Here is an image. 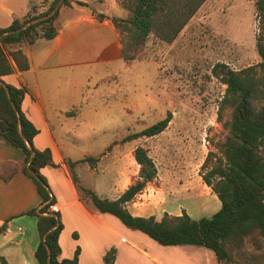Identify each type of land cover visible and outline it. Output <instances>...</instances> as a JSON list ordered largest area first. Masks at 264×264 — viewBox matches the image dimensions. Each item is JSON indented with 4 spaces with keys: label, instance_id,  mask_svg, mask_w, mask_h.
Segmentation results:
<instances>
[{
    "label": "trees",
    "instance_id": "obj_1",
    "mask_svg": "<svg viewBox=\"0 0 264 264\" xmlns=\"http://www.w3.org/2000/svg\"><path fill=\"white\" fill-rule=\"evenodd\" d=\"M60 0L46 5H34L21 19L0 29V136L18 147L24 154L23 173L35 185L40 198V209H30L27 213L37 218L39 243L35 250L38 264H76L80 247L72 258H59L61 246L59 237L63 229L58 212L50 211L55 202L42 169L54 165L50 148L37 149L33 144L39 129L22 110L26 93L24 87H16L4 81L3 77L15 70L26 71L29 59L22 45L33 43L37 37L52 39L58 34L55 21L59 9L47 16ZM206 0H121L124 16L112 20L120 34V56L126 64L143 58L145 45L150 36L161 42H173L192 16ZM79 4H86L77 1ZM70 4L64 0L62 5ZM46 5L44 11H35ZM256 12L264 21V0H256ZM104 15H100L103 17ZM45 17L18 32L25 23ZM12 31V32H11ZM260 60L245 68L234 70L225 63H216L212 74L224 85L225 92L220 101V110L230 108L229 133L216 145L217 151H210L202 165V179L217 195L221 207L211 217L193 218L185 210L179 215L164 213L161 220L154 216L133 215L127 203L141 193L151 182L157 168L148 154L147 148L137 145L134 158L140 165L137 178L116 199L102 197L90 188L78 184L80 196L87 203L104 213L115 215L126 226L140 230L162 245L191 244L213 251L218 262H234V255L246 258L243 245L253 234L264 237V35L256 40ZM86 103L82 101L70 110L67 116H77ZM172 113L145 127L139 132L127 134L123 140L130 141L141 137H152L166 129ZM100 157L85 156L71 161V170L79 163L96 166ZM1 176V175H0ZM11 176V174H10ZM8 180V177H3ZM5 225L0 226V234ZM115 249L104 255V264H114ZM2 264H8L2 258Z\"/></svg>",
    "mask_w": 264,
    "mask_h": 264
},
{
    "label": "crops",
    "instance_id": "obj_2",
    "mask_svg": "<svg viewBox=\"0 0 264 264\" xmlns=\"http://www.w3.org/2000/svg\"><path fill=\"white\" fill-rule=\"evenodd\" d=\"M43 1L0 0V29L8 27L14 18L21 19L34 5ZM46 1L49 5L53 0ZM69 1L70 4L59 8L55 21L58 34L54 38L37 37L33 43L22 45L29 59V68L23 72L15 70L3 77L6 83L26 89L22 110L39 129L33 144L37 149L50 148L52 151L54 165L44 167L42 174L55 198L54 203L59 207L63 224L59 258H72L79 246L76 264H104V255L110 249L116 251L114 264H219L208 248L191 244L162 245L151 241L144 232L128 228L115 215L101 212L81 198L73 173L80 181L88 163H79L71 170L68 160L100 157L96 166H89L93 174H98L100 162L111 157L106 169L113 176V196L98 193V182L90 185L91 188L84 186L102 197L116 199L133 182L130 180L124 184L129 173L126 169L121 170L119 152L113 154L108 149L103 152L80 151L78 138L74 135L80 123L67 121L70 117L66 114L86 99L87 90L92 85L96 87L115 75L111 73L110 63L117 60L121 42L112 18L124 16V10L119 0H98L96 4L89 0ZM46 5L35 11L44 10ZM62 7L70 10L64 17L60 13ZM23 163V152L0 136V226L5 225L0 234V264L2 258L8 264H38L35 256L40 240L37 218L27 212L32 208L38 211L41 203L34 183L22 171ZM8 176V180L3 178ZM210 190L216 212L221 202ZM145 195L146 192H141L127 203L133 215L154 216L161 220L165 212L171 215H179L183 210L191 213L188 208L174 209L170 202H149L143 199ZM173 254L177 260L173 259Z\"/></svg>",
    "mask_w": 264,
    "mask_h": 264
},
{
    "label": "rangeland",
    "instance_id": "obj_3",
    "mask_svg": "<svg viewBox=\"0 0 264 264\" xmlns=\"http://www.w3.org/2000/svg\"><path fill=\"white\" fill-rule=\"evenodd\" d=\"M255 3L206 0L173 42L150 36L143 58L129 65L118 53L117 60L110 63L115 75L96 87L92 85L84 108L77 117L67 119L80 123L74 134L80 151L119 152L121 170L129 173L125 184L138 176L140 165L133 151L137 145L144 146L157 174L142 191L146 192L143 199L170 202L174 209L188 208L195 219L211 217L216 205L202 179V165L207 154L217 151L216 145L228 135L231 117L230 108H219L226 85L211 70L216 63L239 70L260 60L256 40L260 33L264 35V21L257 15ZM69 11L62 7L60 13L64 17ZM168 112L172 118L160 134L123 140L127 134L163 119ZM109 162L111 157L100 162L98 174L86 164L78 184L91 188L98 182V193L113 196V176L106 169ZM243 249L246 258L234 255L230 264H264V237L248 236ZM173 259H178L175 254Z\"/></svg>",
    "mask_w": 264,
    "mask_h": 264
},
{
    "label": "water",
    "instance_id": "obj_4",
    "mask_svg": "<svg viewBox=\"0 0 264 264\" xmlns=\"http://www.w3.org/2000/svg\"><path fill=\"white\" fill-rule=\"evenodd\" d=\"M63 1H64V0H60L59 3L57 4V6L54 8V10H52L51 13H49V14H48L47 16H45V17H49V16L53 15V14H54V13L60 8V6L62 5ZM45 17H41V18H37V19L31 20V21L25 23L20 29L14 30V32H18V31H20L21 29H24V28H26L27 26L31 25L32 23H34V22H36V21H39V20H41V19H43V18H45ZM11 32H12V31H11ZM37 36H38V35H36L35 38H37Z\"/></svg>",
    "mask_w": 264,
    "mask_h": 264
},
{
    "label": "built area",
    "instance_id": "obj_5",
    "mask_svg": "<svg viewBox=\"0 0 264 264\" xmlns=\"http://www.w3.org/2000/svg\"><path fill=\"white\" fill-rule=\"evenodd\" d=\"M50 211L58 212L59 211L58 205L56 203H53L52 205H50Z\"/></svg>",
    "mask_w": 264,
    "mask_h": 264
}]
</instances>
